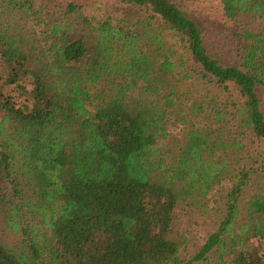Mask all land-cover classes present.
<instances>
[{
    "label": "trees",
    "instance_id": "1",
    "mask_svg": "<svg viewBox=\"0 0 264 264\" xmlns=\"http://www.w3.org/2000/svg\"><path fill=\"white\" fill-rule=\"evenodd\" d=\"M4 1L47 29L0 22V225L19 241L0 234V264H264V0H218L244 24L238 65L187 0ZM188 95L211 126L160 153ZM222 180L223 216L186 258L177 211Z\"/></svg>",
    "mask_w": 264,
    "mask_h": 264
},
{
    "label": "rangeland",
    "instance_id": "2",
    "mask_svg": "<svg viewBox=\"0 0 264 264\" xmlns=\"http://www.w3.org/2000/svg\"><path fill=\"white\" fill-rule=\"evenodd\" d=\"M41 1V0H40ZM47 0H42L46 2ZM49 1V0H48ZM68 0H53L50 8L60 12L64 9V4ZM95 0H87L90 6L87 12H94L97 5H94ZM107 0H97L103 4H110ZM86 2V1H84ZM39 1L35 2V9L38 7ZM187 5L192 17L203 30L204 43L208 51L213 56L221 60L222 63H231L238 65L242 28L239 24H235L225 18L222 7L218 0H187ZM57 7V8H56ZM42 15V14H41ZM41 15L32 16L17 9L12 8L7 1L0 0V22L11 26H19L25 33L32 37L43 39L44 31L47 29L42 20ZM259 23L251 25L253 29L258 28ZM259 97L262 101L261 105L264 109V91L259 92ZM191 104V96L182 97L179 102V107L168 110L163 118V128L166 132L165 137L157 139V145L160 153L166 154L164 151L176 152L183 142H186L188 134L193 130H205L211 123L205 119L204 115H191L188 113L189 105ZM231 186L226 180L214 187L208 195L203 198L201 206H185L177 211L176 221L174 226L178 231L183 232L187 239V251L183 255L188 258L202 247L207 235L212 232L219 219L223 216L224 195ZM1 222V221H0ZM0 234L6 244H18L17 236L1 229ZM3 228V227H2Z\"/></svg>",
    "mask_w": 264,
    "mask_h": 264
}]
</instances>
